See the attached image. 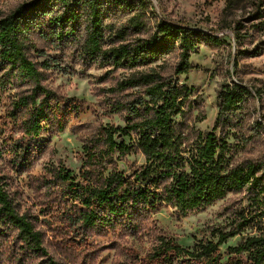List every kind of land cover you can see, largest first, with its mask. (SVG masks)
I'll list each match as a JSON object with an SVG mask.
<instances>
[{
	"label": "trees",
	"instance_id": "1",
	"mask_svg": "<svg viewBox=\"0 0 264 264\" xmlns=\"http://www.w3.org/2000/svg\"><path fill=\"white\" fill-rule=\"evenodd\" d=\"M104 1L34 0L0 16L1 79L7 83L16 76L30 82L31 91L21 97L20 105L33 106L27 120L33 135L40 132L45 119L60 132L68 126L62 116L53 120L57 116L49 101L54 93L43 83L51 64L34 59L32 50L42 52L33 41L35 33L59 41L75 39L76 27L87 15V35L81 45L84 60L95 62L104 57L131 70L108 89L110 111L123 118L125 125L99 127L87 137L79 174L66 167L46 171L48 176L42 182L58 208L41 213H51L60 223L54 237L62 242L71 235L87 239L120 231L150 241L146 257L163 264H264V231L229 246L227 259L221 250L228 239L257 226V216L264 213V159L234 160L229 141L238 138V113L248 100L260 98V89L254 92L233 79L222 83L217 90L215 124L212 130L201 131L196 124L204 117L194 90L177 77L194 68L191 57L199 50L202 33L163 21L156 25L153 36L105 50ZM138 24L141 28L142 23ZM173 47H177L178 62L172 72H164L161 66L138 69ZM132 153H141L144 163L133 165L129 172L121 171L119 158ZM245 187L253 193L251 204L259 205L241 212L230 230H215L217 240L204 237L192 247H184L149 228L163 206L186 215ZM39 220L40 214L20 208L0 176V246L9 241L21 253L39 258L38 264H63L50 256L48 230Z\"/></svg>",
	"mask_w": 264,
	"mask_h": 264
},
{
	"label": "rangeland",
	"instance_id": "2",
	"mask_svg": "<svg viewBox=\"0 0 264 264\" xmlns=\"http://www.w3.org/2000/svg\"><path fill=\"white\" fill-rule=\"evenodd\" d=\"M34 0H0V16L17 6ZM102 22V47L132 44L154 35L156 25L166 21L199 30V50L192 54L194 68L179 75L180 83L194 90L200 115L196 124L203 132L212 130L219 111L217 90L225 81H240L259 92L260 98L250 99L237 115L238 138H230L234 160L264 159V0H105ZM87 15L76 27L75 39H49L35 33L33 41L41 53L32 50L39 63L51 64L44 85L53 90L49 101L57 117H64L68 126L62 132L43 120L37 135L30 132L27 120L32 105H20L22 96L31 91V84L14 76L3 83L0 71V176L20 208L40 214L39 224L47 231L50 256L63 264H163L162 260L146 257L151 242L129 237L117 231L87 239L54 237L55 222L51 207L56 201L45 184L47 170L66 167L79 174L84 160L83 143L99 127L124 126L125 121L110 111L109 88L128 76L131 70L117 66L104 57L87 62L81 55V45L87 35ZM138 23L142 27L138 28ZM178 62L177 47L163 53L152 63L138 69L161 66L172 72ZM259 96V95H258ZM51 114V111H48ZM78 125L76 130L71 126ZM129 142V138H125ZM141 153H132L118 160L121 171L129 172L133 165L144 163ZM253 193L247 187L231 191L224 198L203 209L186 215L174 207L163 206L149 224L184 247H192L204 237L217 240L213 234L228 231L244 210L251 211ZM264 205L261 204V208ZM44 210L45 213H41ZM260 213L261 211L258 210ZM257 226H250L240 235L221 245L225 259L227 248L237 245L249 235L264 231V213L257 216ZM54 222V223H53ZM52 230V231H51ZM9 241L0 246V264H38Z\"/></svg>",
	"mask_w": 264,
	"mask_h": 264
}]
</instances>
